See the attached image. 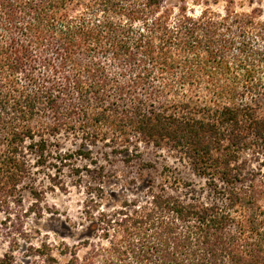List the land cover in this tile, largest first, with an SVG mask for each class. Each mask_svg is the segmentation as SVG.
<instances>
[{
  "label": "trees",
  "instance_id": "1",
  "mask_svg": "<svg viewBox=\"0 0 264 264\" xmlns=\"http://www.w3.org/2000/svg\"><path fill=\"white\" fill-rule=\"evenodd\" d=\"M225 1L0 0V211L69 168L106 243L35 263L264 264V20ZM116 156L136 196L99 209Z\"/></svg>",
  "mask_w": 264,
  "mask_h": 264
},
{
  "label": "rangeland",
  "instance_id": "2",
  "mask_svg": "<svg viewBox=\"0 0 264 264\" xmlns=\"http://www.w3.org/2000/svg\"><path fill=\"white\" fill-rule=\"evenodd\" d=\"M170 4H180L182 0H167ZM189 8L198 13L203 7L202 0H184ZM212 7L218 11H223L225 0H210ZM238 11H249L252 8L259 10L260 19L264 20V0H233L231 4ZM64 148H73L71 139L60 137ZM146 157L162 158L165 152H159L151 147L142 148ZM100 148H94L95 155L99 156ZM113 164L105 168V186L102 197L103 209L118 207L121 203V192L136 196L134 192L124 189L121 185V172L126 171L121 165L120 156L113 157ZM173 158L168 157L167 161L172 162ZM85 162L78 161L83 165ZM37 170V169H36ZM48 170L39 169L34 174V186L38 196L33 195L28 190V183H24L22 188L21 202L11 204L10 217L0 211V260L5 255H11L15 264H39L34 262V257L29 255L30 243L38 244L43 240H48L55 245V252L62 247L61 243L68 246L77 245L78 254L82 255L88 249L81 246V242L89 240L94 243L106 244L105 240L93 227H90L91 220L86 213V208L91 206L89 196L85 192V181L89 176L82 175L76 181L69 168L63 169L60 176L56 178L63 183V187L53 184L47 175ZM83 172V171H82ZM53 175V173H50ZM21 230L27 231V236H21ZM96 232V233H95Z\"/></svg>",
  "mask_w": 264,
  "mask_h": 264
}]
</instances>
